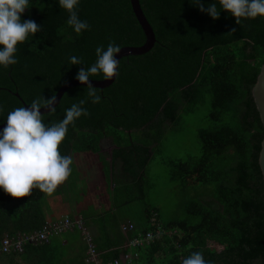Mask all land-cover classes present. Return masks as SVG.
Here are the masks:
<instances>
[{
    "label": "trees",
    "instance_id": "16d2710c",
    "mask_svg": "<svg viewBox=\"0 0 264 264\" xmlns=\"http://www.w3.org/2000/svg\"><path fill=\"white\" fill-rule=\"evenodd\" d=\"M140 2L155 47L121 60L115 83L96 88L100 103H92L87 87H75L55 113L43 115L46 123L59 121L65 109L83 100L88 115L69 126L61 153L73 159L76 153L101 156L103 149L114 148L113 165L123 170L114 173L115 187L109 190L114 209L100 216L94 237L100 259L103 264H182L200 251L208 264H264V126L252 95L264 66V18L237 24L218 0V20L191 0ZM213 2L200 0L205 6ZM78 12L90 25L82 34L68 26L58 0H30L22 20H35L42 30L18 45L16 65L0 67V127L24 103L57 96L81 67L95 63L96 47L112 41L121 49L141 47L147 41L131 0H80ZM71 55L81 57L83 65H71ZM91 79L102 81V74ZM205 108L209 127L199 133L200 157L172 164L170 180L182 199L178 212L166 217L146 204V169L166 133ZM46 197L38 188L23 198L0 190V245L7 236L32 235L53 222L44 210ZM136 202L145 205L138 218L129 219L136 230L125 234L118 211ZM148 233L155 235L153 243L127 247ZM70 249L56 237L48 244L29 243L22 254L3 255L0 264H93L86 262V243L66 260ZM127 254L134 258L125 260Z\"/></svg>",
    "mask_w": 264,
    "mask_h": 264
},
{
    "label": "clouds",
    "instance_id": "9594fccd",
    "mask_svg": "<svg viewBox=\"0 0 264 264\" xmlns=\"http://www.w3.org/2000/svg\"><path fill=\"white\" fill-rule=\"evenodd\" d=\"M191 3L213 20L220 18L221 10L217 8V0L207 6L201 4L200 0H191ZM218 3L223 11L236 18L237 24L241 19L264 18V0H218ZM58 4L67 11V24L75 33L82 34L89 30L88 22L79 16L80 0H58ZM29 6L30 0H0V67L7 69L16 65L18 45L42 30V26L35 20H22ZM121 51V46L114 41L109 42L106 48L98 46L95 49V63L83 66L78 71L75 79L88 86L87 96L92 103H100L101 96L92 86L91 78L102 74L103 80H113L118 75L120 60L117 56ZM68 60L71 65L84 63L77 55L69 56ZM83 104V100L73 103L65 109L62 119L50 124L45 122L41 109L56 112L55 93L50 99L37 98L8 113L6 124L0 131V190L13 198L27 197L33 188L51 195L68 179L73 159L70 155L62 154L60 147L69 126L88 115ZM2 112L3 108H0ZM182 264L208 262L202 252L196 251L185 257Z\"/></svg>",
    "mask_w": 264,
    "mask_h": 264
},
{
    "label": "rangeland",
    "instance_id": "374dc122",
    "mask_svg": "<svg viewBox=\"0 0 264 264\" xmlns=\"http://www.w3.org/2000/svg\"><path fill=\"white\" fill-rule=\"evenodd\" d=\"M207 113L205 108L192 115L184 116L178 127L170 129L166 133L161 148L155 151V155L146 169L148 194L146 204L150 207L161 209L166 217L178 212L182 199L170 180L172 164L174 162H188L200 157L199 133L209 127ZM111 149H105L103 154H101L102 157L98 154L87 153H76L73 156V177L67 179L68 181L71 180V182L61 190L60 194L58 191L51 195L47 194L46 200H44L46 216L64 213V205L71 209L85 205L88 209L90 204H96L98 186L111 185V180L113 179L109 163L106 165V161L112 158ZM114 187L113 182L112 188L110 186V192ZM110 192L109 197H111ZM113 205L106 207L107 213L114 209ZM144 205L142 202H136L127 207L121 206L122 210L119 209L118 218L123 216L124 221L136 219ZM47 208L50 210H46ZM70 236L67 235L66 237ZM74 239H77L75 242H79L77 235Z\"/></svg>",
    "mask_w": 264,
    "mask_h": 264
},
{
    "label": "built area",
    "instance_id": "2783aa9c",
    "mask_svg": "<svg viewBox=\"0 0 264 264\" xmlns=\"http://www.w3.org/2000/svg\"><path fill=\"white\" fill-rule=\"evenodd\" d=\"M80 231L83 235V240L86 243L87 249V263L93 264H103L100 259V253L97 251L94 237L87 230L82 221L74 222L70 217L66 216L60 220L49 222L46 224L43 230L39 232H34L32 235H23L19 234L15 237L7 236L0 245V258L3 255L18 253L22 254L25 252V246L29 243L34 244H48L51 240L56 237H60L68 232L74 230ZM136 230V227L133 222H129L122 227V231L125 234L131 233ZM155 240V235L153 233H148L146 235H140L134 239L129 240L127 247L128 248H139L146 247L153 243ZM137 257V255L135 256ZM134 258V255L127 254L124 256V259L130 261ZM108 264H120L119 261L110 262Z\"/></svg>",
    "mask_w": 264,
    "mask_h": 264
},
{
    "label": "crops",
    "instance_id": "0c3cea01",
    "mask_svg": "<svg viewBox=\"0 0 264 264\" xmlns=\"http://www.w3.org/2000/svg\"><path fill=\"white\" fill-rule=\"evenodd\" d=\"M111 156L113 153V148L111 149ZM103 152L105 151L104 149L102 150ZM102 152V154H103ZM100 156V155H99ZM101 157V156H100ZM107 163H109V168L110 171L112 173V175L115 174H119L122 173L123 170L120 166V164H115L113 165V158L108 159L106 161ZM71 182L66 180L65 182H63L61 185L58 186L56 192L58 191V193H61V190L63 188H65L66 186H68V184ZM113 179L111 180V185H106L104 184L103 186H98V194H97V198H96V204L92 203L89 205L88 209L87 207H85V205L83 207H78V208H74L71 209L69 207H67L66 205H64L65 211L62 214H58V215H52L49 214V216H47L48 221H55V220H59L63 217H70L74 222L77 221H82L85 225V227L87 228V230L93 235V237H97L99 234V221L101 220L100 216L104 215L105 213H107V206H111L112 202H111V198L109 197V190L112 188L113 186ZM111 186V188H110ZM87 209V210H86ZM46 210H50V209H46ZM86 210V211H84ZM104 212V214H102ZM117 212H113V214H115ZM124 219V218H122ZM96 221V222H95ZM131 221L127 220V221H120L121 223V228L129 223ZM67 235H71L70 237H66ZM76 235L79 237V242H75L77 239H74V237H76ZM60 241L62 242V246L63 247H70L73 250H68L70 253L67 256L66 260H71L74 257L77 256V254H79L81 251L80 249H82L83 245L85 244L84 240H83V235L80 233V231H71L68 232L66 234H64L63 236H60ZM62 250V249H61ZM87 255V252H86Z\"/></svg>",
    "mask_w": 264,
    "mask_h": 264
},
{
    "label": "water",
    "instance_id": "95a60500",
    "mask_svg": "<svg viewBox=\"0 0 264 264\" xmlns=\"http://www.w3.org/2000/svg\"><path fill=\"white\" fill-rule=\"evenodd\" d=\"M131 5L133 8L134 14L136 15V18H137L138 22L140 23V25H141V27H142L145 35H146L147 41H146L145 45H143L141 47H124V48H122L121 53L118 54V56H117V59L120 60V62L123 58L131 57V56H143V55L149 53L155 47V45L157 43V38H156L155 32H154L149 20L147 19L144 11H143L140 0H131ZM119 65H120V63H119ZM117 71L119 73V67H118ZM117 77H118V75L116 77H114L113 80H111V81H105V80L95 81V80H92L91 84L94 88L104 90V89L112 86V84H114L115 81L117 80ZM75 87H88V86L81 84L76 79L65 84L57 93L56 108L61 103V100L63 99L64 95L70 89L75 88ZM252 95H253L255 104L257 106L258 112L260 114L262 124L264 126V66L262 67L261 73H260L258 80H257V83L253 88ZM17 96L20 97L19 94H17ZM26 105L27 104L24 103V106H26ZM50 113L51 112L46 110V109H43V108L41 109L42 116L50 114ZM4 125H2L0 127V131H2ZM260 167H261L263 177H264V140L262 143V150L260 153Z\"/></svg>",
    "mask_w": 264,
    "mask_h": 264
}]
</instances>
